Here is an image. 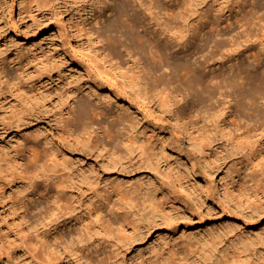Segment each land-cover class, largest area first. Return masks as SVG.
<instances>
[{
    "label": "rangeland",
    "instance_id": "1",
    "mask_svg": "<svg viewBox=\"0 0 264 264\" xmlns=\"http://www.w3.org/2000/svg\"><path fill=\"white\" fill-rule=\"evenodd\" d=\"M84 5L90 2L0 0V264H39L38 260L40 264H84L78 246L69 243L72 238L80 240L81 230L90 235L96 230L106 242V253H120L123 264H174L177 252L184 250H195L200 258V254L231 256L243 250L246 264H256V259L258 264H264V196L256 200L255 185L257 175L258 186L264 191V152H260L261 146L253 135L242 145L237 142L238 133H254L255 127L240 122L236 113L227 117L231 130L227 133L220 119L213 116L214 109L210 111V105L200 104L191 95V102L201 107V112L197 114L195 107L192 113L187 109L186 117L176 122L170 112L120 87L125 99L121 101L137 115L145 153L137 146L122 147L125 160L115 163L93 147L73 145L59 135L69 94L77 86L88 85L87 67L97 69L92 57L78 45V35L91 32L99 36L106 23L95 11L86 14ZM110 14L113 12L106 16ZM105 46L108 52L114 50L110 38H106ZM131 47L135 55H142L135 44ZM115 59L121 61L120 57ZM98 66L103 68V62ZM17 75L23 76V92L12 84ZM28 92L40 97L32 104H23L29 116L21 121L19 108ZM82 97L97 103L88 93L79 99ZM86 117L99 127L106 143L114 145L108 133L115 116L87 113ZM46 135L56 144L63 142L62 156L71 164L70 168L57 164L54 171L59 176L45 179L43 175L37 178L38 186L65 189L68 202L45 220L35 221L45 208L26 207L20 191L36 177V172L32 164L27 171L7 164L14 163L20 154L33 159L29 149L39 147L35 142L40 144ZM165 139L170 142L168 146ZM190 139H195L194 144ZM156 153L165 159L158 160ZM244 153L256 161L254 170L244 166L239 171L237 163L246 156ZM205 160L211 168L209 181ZM169 168L174 176H167ZM185 169L190 174L195 170L196 179L191 180ZM13 172L10 181L7 176ZM83 175L93 183L83 180ZM242 176L254 179L247 182ZM234 177L235 185L231 182ZM207 187L209 197L205 195ZM107 196L114 208L105 205ZM85 201L90 204L82 211ZM95 206L100 208L98 213ZM75 213L82 222L63 225L65 218ZM119 219L124 220V226H120ZM90 258L97 264H116L106 254Z\"/></svg>",
    "mask_w": 264,
    "mask_h": 264
},
{
    "label": "bare ground",
    "instance_id": "2",
    "mask_svg": "<svg viewBox=\"0 0 264 264\" xmlns=\"http://www.w3.org/2000/svg\"><path fill=\"white\" fill-rule=\"evenodd\" d=\"M76 1H83L85 4L90 2V5H84L86 14L95 11L94 14L99 13L100 19L105 18L106 23L99 36H94L91 32L78 35V45L92 57L97 69L93 71L87 67L88 85L73 88L65 102L63 120L58 126L59 135L65 141L85 148L93 147L115 163L125 160L122 147L131 149L137 146L145 153V140L137 126V115L131 111L130 105L121 101L123 96L119 88L122 87L126 91L130 89L143 101L170 112L176 122L186 117L187 109L192 113L195 107L197 114L201 112V107H196L195 103L191 102V95L197 97L200 104L210 105V111L214 109L213 116L220 119V126H223L227 133H231L227 117L236 113L240 122L255 127L254 133H238L237 142L242 145L253 135L261 146L260 152H264V0ZM108 12L113 14L106 16ZM58 16L62 21V15ZM106 38H110L114 43L113 51H107ZM133 44L139 48L142 55L134 54L131 47ZM116 56L120 57L121 61L116 60ZM99 62H103V68L98 66ZM123 63L128 66L125 67ZM23 80L22 75L13 76L12 84L20 92L26 89ZM85 93L97 103L85 97L79 99ZM111 94L117 99L114 103ZM39 97L38 94L28 92L19 108V120L29 116H26L27 110L23 104H32ZM87 113L115 116L116 121L108 133L112 136L114 145L106 143L99 127L88 121ZM193 115L195 116V113ZM189 124L192 125L193 122L189 121ZM189 129L188 127L187 131ZM250 129L252 130L251 127ZM194 142L195 139H190L191 144ZM35 143H38L39 147L29 149L33 159H26L24 154H20L14 163L7 165L9 168L27 171L32 164L31 169L36 172V177L26 182L20 193L26 200V207L45 208V213L36 218L35 221H38L62 210L64 205L67 206L68 199L65 189L39 187L37 178L45 175V179H55L59 176L54 171L55 166L60 163L65 168H70L71 161L65 155L62 156V141L56 144L55 140L46 135V140L40 141V144L39 141ZM164 143L168 146L170 142L165 139ZM239 147H236L238 151ZM244 155L246 156L242 155L243 158L237 163L239 171L243 170L244 166L254 170L256 161L250 159L246 153ZM156 157L158 160L165 159L160 153H156ZM204 164L209 181L211 168L206 160ZM185 170L191 180L196 179L195 170L192 174ZM171 172L170 170L166 173L168 177L175 175ZM12 176L14 172L7 178L12 181ZM242 177L247 182L254 179V176L246 179L245 176ZM176 179L183 187L185 183L178 176ZM83 180L90 181V177L83 175ZM258 181L256 175V200L264 196ZM231 182L235 185L236 177ZM160 188L163 189V186ZM37 194H40L39 198L32 197ZM205 195L210 196L208 187ZM225 197L228 199L226 194ZM94 198L97 202L95 194ZM109 199V196L104 197L107 202L105 205L114 208ZM89 204L90 202L82 204L81 210H86ZM93 209L98 213L100 208L95 206ZM75 222H82L80 215L69 214L63 225L68 227ZM118 222L120 226L125 225L123 219ZM96 232L95 230L94 235H90L81 230L80 234L83 235L79 241L73 238L70 242L66 241L78 246V255L85 258L84 264H97L99 262L92 260L90 255L99 257L104 254L114 259L116 264H123L120 253L111 252L115 253L113 256L106 253V242ZM177 254L174 264L247 263L243 250L239 253L233 252L231 256L200 254L201 258L195 250L178 251ZM49 256L51 259L55 258L51 254ZM212 258L215 259L211 260ZM207 260L210 261L206 263ZM38 263L40 264L39 260ZM54 264L65 263L61 261Z\"/></svg>",
    "mask_w": 264,
    "mask_h": 264
}]
</instances>
